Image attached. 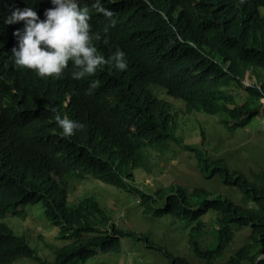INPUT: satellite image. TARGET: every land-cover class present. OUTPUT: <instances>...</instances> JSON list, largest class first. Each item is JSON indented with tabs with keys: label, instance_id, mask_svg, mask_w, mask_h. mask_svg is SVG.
I'll list each match as a JSON object with an SVG mask.
<instances>
[{
	"label": "trees",
	"instance_id": "obj_1",
	"mask_svg": "<svg viewBox=\"0 0 264 264\" xmlns=\"http://www.w3.org/2000/svg\"><path fill=\"white\" fill-rule=\"evenodd\" d=\"M83 2L90 8L92 43L106 58L116 48L124 51L125 70L105 65L77 80L70 76V61L59 78L15 66L13 31L23 21L4 24L3 18L25 6L43 18L53 5L50 0H0V264L22 259L50 264L4 222L7 213L24 220L22 207L36 204L65 233L51 264H87L97 255L119 254L123 238L145 243L166 264H193L144 234L117 228L91 196L68 206V180L87 178L135 192L145 215L190 228L187 245L201 264H264V171H229L223 159H209L202 150L185 146L178 134L180 115L150 90V85L163 88L183 102L187 113L224 114L221 124L229 135L249 127L264 97V0H102L112 17L91 8L92 0ZM247 73L256 85H242ZM93 79L100 83L89 92ZM232 88L243 89L242 102ZM57 112L83 127L62 137ZM169 143L193 151L201 175L234 189L239 203L205 188H137L142 151L163 155ZM243 229L248 230L245 243L227 255Z\"/></svg>",
	"mask_w": 264,
	"mask_h": 264
},
{
	"label": "rangeland",
	"instance_id": "obj_2",
	"mask_svg": "<svg viewBox=\"0 0 264 264\" xmlns=\"http://www.w3.org/2000/svg\"><path fill=\"white\" fill-rule=\"evenodd\" d=\"M243 84L244 87L254 85L256 80L246 74ZM150 90L161 103L170 105L169 109L180 115V118L176 119L179 123L178 134L183 139L185 146L202 150L209 159H223L229 171L238 170L245 175L264 171L263 116H258L252 125L246 129L237 130L234 134L229 135L223 124H221V121L226 119L224 114L208 115L202 111L187 113L183 102L174 100L166 95L163 88L150 85ZM230 92L236 96L240 93L242 98L239 99V102L243 101V89L232 88ZM261 103V108H263L264 102L262 101ZM200 132L203 136L200 135ZM168 147V151L163 155L152 149L142 151L144 164L135 171V176L138 175L135 185L138 188L149 186L152 190H156L169 185H176L189 190L205 188L216 195L228 197L239 203L234 189L218 182L216 177L206 180L201 175L196 166V158L193 151L186 148L181 149L174 143H169ZM75 180H68L69 187L66 189L68 206L91 196L109 214L111 223L117 228L134 231L136 235L144 234L150 240L149 242L164 247L173 256L187 259L193 264H201L194 259L190 251L192 249L188 248L187 245V240L190 237V228L185 229L182 225V227L173 225L169 218H153L150 215L140 213V210L143 209L137 201L138 196L131 191L120 192L114 187L90 178L82 181L79 179ZM22 208L27 213V217L24 220L11 216L12 213H7L8 216H6L4 222L16 234L24 235L36 253H42L39 257L51 264L54 258L53 250L64 244L62 241L65 233L61 231L60 226L56 227L43 216L40 204L27 205ZM18 209L20 210L21 207ZM121 214L123 218L120 216ZM210 218V214L207 213L205 219H207L209 227L212 224ZM176 227H179L183 233ZM243 230L245 231L238 233L228 249H226L227 255H230L231 252L245 243L248 230ZM200 235L212 240V236L207 232H201ZM69 240L71 241V237ZM199 240H201V237ZM120 244H122V248L119 254L97 255L93 260L86 263L166 264V261L157 254L159 252L152 248L146 249L144 247L145 243L142 244L130 238H123ZM16 264L35 263L22 259Z\"/></svg>",
	"mask_w": 264,
	"mask_h": 264
},
{
	"label": "clouds",
	"instance_id": "obj_3",
	"mask_svg": "<svg viewBox=\"0 0 264 264\" xmlns=\"http://www.w3.org/2000/svg\"><path fill=\"white\" fill-rule=\"evenodd\" d=\"M50 3L53 7L44 10L43 18L31 6L15 7L3 18L4 24L23 21L22 28L13 31L17 44L11 49V58L15 66L34 70L40 77L59 78L70 61L74 69L70 76L77 80L94 74L105 65L121 71L127 68L124 51L116 48L106 58L92 43L90 8L87 3L83 0H50ZM91 8L105 17L113 16V12L103 5L102 0H92ZM95 39L99 40L100 36L96 35ZM99 83L98 80H91L87 91L91 92ZM262 101L264 102V97L259 100L258 116L264 117ZM54 120L62 137H70L74 129L83 127L58 112L54 115ZM140 213L144 214L143 210ZM120 216L123 218L122 214Z\"/></svg>",
	"mask_w": 264,
	"mask_h": 264
},
{
	"label": "bare ground",
	"instance_id": "obj_4",
	"mask_svg": "<svg viewBox=\"0 0 264 264\" xmlns=\"http://www.w3.org/2000/svg\"><path fill=\"white\" fill-rule=\"evenodd\" d=\"M264 127V126H263ZM236 203V202H235ZM62 242H64V241H62ZM63 245V244H62ZM95 258V257H94ZM263 257H261V259H262Z\"/></svg>",
	"mask_w": 264,
	"mask_h": 264
}]
</instances>
